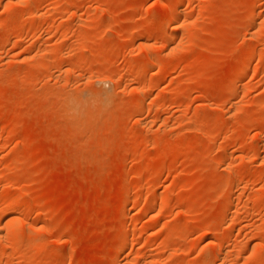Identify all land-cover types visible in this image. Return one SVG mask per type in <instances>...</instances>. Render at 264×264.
I'll return each mask as SVG.
<instances>
[{
    "label": "rangeland",
    "instance_id": "rangeland-1",
    "mask_svg": "<svg viewBox=\"0 0 264 264\" xmlns=\"http://www.w3.org/2000/svg\"><path fill=\"white\" fill-rule=\"evenodd\" d=\"M26 1L0 0V264H264V0Z\"/></svg>",
    "mask_w": 264,
    "mask_h": 264
},
{
    "label": "bare ground",
    "instance_id": "bare-ground-1",
    "mask_svg": "<svg viewBox=\"0 0 264 264\" xmlns=\"http://www.w3.org/2000/svg\"><path fill=\"white\" fill-rule=\"evenodd\" d=\"M28 1V0H27ZM26 1V2H27ZM23 12V11H22ZM256 13L257 12H255V15H256ZM23 14V13H22ZM21 14V15H22ZM176 16H177V11H176V9L175 8H173V9H171V11L170 12H168L166 15H165V17H163L164 18V21L163 22H165L166 21V23H168L170 20H174L175 18H176ZM20 17V16H19ZM22 17V16H21ZM22 19V18H21ZM23 21V20H22ZM166 23H163V24H166ZM170 23V22H169ZM23 28H24V26H23ZM144 46V45H143ZM178 47V46H177ZM173 48V47H172ZM132 64V63H131ZM140 64V63H139ZM249 64V63H248ZM150 65V62L149 61H147V62H145V64L143 63V67L145 68V66H149ZM247 70V64H242L241 66H240V68H239V71H238V74L240 75V74H243V73H245V71ZM241 76V75H240ZM144 96V95H143ZM139 102V101H138ZM142 103V102H141ZM143 105V104H142ZM141 105V106H142ZM231 166V165H230ZM231 168V167H230ZM229 168V169H230ZM224 179V178H223ZM226 180V179H225ZM221 183V182H220ZM229 183V182H228ZM224 185V184H223ZM129 192V191H128ZM127 193H125V195H126ZM228 195V194H227ZM227 195H226V198H227ZM231 195V194H230ZM127 197V196H126ZM230 199V198H229ZM233 200V199H232ZM229 201V200H228ZM227 201V202H228ZM25 202V201H24ZM18 203V202H17ZM21 203H23V202H21ZM12 204V206H14L16 203L15 202H13V203H11ZM14 204V205H13ZM154 204H156V202H154ZM227 205H225L226 206V208H224V210H225V213L228 215V212H229V210L231 209V208H233V204L231 205V202L229 201L228 203H226ZM25 205V204H24ZM151 205V204H150ZM17 206H18V204H17ZM155 206V205H154ZM12 208V207H11ZM12 210V209H11ZM232 210V209H231ZM229 214H230V212H229ZM11 215V214H10ZM17 218V217H16ZM9 219H11V218H9ZM8 219V220H9ZM18 219V218H17ZM14 221V219L13 220H11V223ZM9 222H10V220H9ZM16 223H14V225H15ZM18 225V224H17ZM8 226H10V224H8L7 225V227ZM11 228H10V230H11V233H12V239H14V241H17V242H21L22 240H24V237H23V235L18 231V230H16V229H14L15 227L13 226V223H12V226H10ZM14 227V228H13ZM230 227V226H229ZM9 228V227H8ZM22 229V228H21ZM227 229H228V227H227ZM231 229V228H230ZM234 230V229H233ZM25 233V232H24ZM5 234V233H4ZM127 234V233H126ZM26 236V235H25ZM222 236V235H221ZM10 237V236H9ZM0 238H1V235H0ZM3 238V237H2ZM127 239L126 238H121V241H120V243H119V246H118V250L119 251H121V250H123L124 249V247L127 245L126 244V241ZM219 240V239H218ZM3 241V240H2ZM223 241V240H222ZM222 243V242H221ZM220 243V244H221ZM222 245V244H221ZM222 247V246H221ZM260 250V249H259ZM256 253H258V252H256ZM253 254V253H252ZM261 254H262V252H261ZM230 256V255H229ZM251 256V255H250ZM238 258V257H237ZM234 259V258H233ZM150 263V262H149Z\"/></svg>",
    "mask_w": 264,
    "mask_h": 264
},
{
    "label": "clouds",
    "instance_id": "clouds-1",
    "mask_svg": "<svg viewBox=\"0 0 264 264\" xmlns=\"http://www.w3.org/2000/svg\"><path fill=\"white\" fill-rule=\"evenodd\" d=\"M67 115L69 116V118H70L71 120H79V119L82 118L81 113H79V112L76 111L75 109H71V108L68 110Z\"/></svg>",
    "mask_w": 264,
    "mask_h": 264
}]
</instances>
